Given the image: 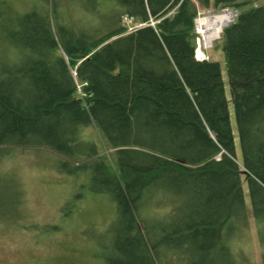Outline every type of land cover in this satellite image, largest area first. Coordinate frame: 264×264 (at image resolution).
Masks as SVG:
<instances>
[{
    "label": "trees",
    "instance_id": "1",
    "mask_svg": "<svg viewBox=\"0 0 264 264\" xmlns=\"http://www.w3.org/2000/svg\"><path fill=\"white\" fill-rule=\"evenodd\" d=\"M229 6L238 13L221 37L241 161L220 66L194 55L199 8ZM15 9L0 32V163L10 149L48 148L82 175L70 176L75 198L106 196L103 264H238L245 183L264 264V0ZM124 17L143 25L127 31ZM94 137L114 149V167Z\"/></svg>",
    "mask_w": 264,
    "mask_h": 264
},
{
    "label": "rangeland",
    "instance_id": "2",
    "mask_svg": "<svg viewBox=\"0 0 264 264\" xmlns=\"http://www.w3.org/2000/svg\"><path fill=\"white\" fill-rule=\"evenodd\" d=\"M24 2L26 0H5L0 4L2 34L7 19L23 14L24 10L15 9V6ZM225 8L233 11V22L238 13L234 6L217 12L200 7L198 15L208 16L212 12H223ZM123 22L127 24V31L141 24L129 18H124ZM198 38L202 41L200 34ZM4 46L0 38V55ZM204 51L206 59L220 66L225 96L229 101L235 156L237 161H241L221 33ZM94 140L99 154L114 167V149L104 139L100 141L94 137ZM8 152L0 163V264H103L100 251L102 245L109 241L105 230L112 222L113 213V206L105 199L106 196L89 193L82 199L75 198L81 193L80 181L70 176L82 175H70L60 170L61 157L51 149L21 147ZM243 193L248 223L240 240H233L230 244L240 254L238 264H263V252L251 216L245 183Z\"/></svg>",
    "mask_w": 264,
    "mask_h": 264
},
{
    "label": "bare ground",
    "instance_id": "3",
    "mask_svg": "<svg viewBox=\"0 0 264 264\" xmlns=\"http://www.w3.org/2000/svg\"><path fill=\"white\" fill-rule=\"evenodd\" d=\"M233 18V14L229 12L199 18L198 21L202 25L200 32L202 33L203 45L206 47L210 46L212 42L220 36L222 29L227 26Z\"/></svg>",
    "mask_w": 264,
    "mask_h": 264
},
{
    "label": "built area",
    "instance_id": "4",
    "mask_svg": "<svg viewBox=\"0 0 264 264\" xmlns=\"http://www.w3.org/2000/svg\"><path fill=\"white\" fill-rule=\"evenodd\" d=\"M225 12H229V11H224L223 13H225ZM199 18H201V17H198V18H196L195 19V21H194V30H195V33L196 34H200V37H201V40H202V33L200 32V30H201V24L199 23ZM202 42V43H201ZM196 43H197V47L198 48H200V44L202 45V46H204L203 45V41H200V39L197 37V39H196ZM196 57L197 58H199V59H201V58H203L204 57V55L203 54H200L199 53V51H197L196 52ZM78 90H79V87H78Z\"/></svg>",
    "mask_w": 264,
    "mask_h": 264
}]
</instances>
